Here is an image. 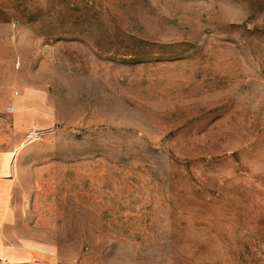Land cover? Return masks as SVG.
Masks as SVG:
<instances>
[{"label": "rangeland", "instance_id": "1", "mask_svg": "<svg viewBox=\"0 0 264 264\" xmlns=\"http://www.w3.org/2000/svg\"><path fill=\"white\" fill-rule=\"evenodd\" d=\"M0 84L50 264H264V0H0Z\"/></svg>", "mask_w": 264, "mask_h": 264}, {"label": "crops", "instance_id": "2", "mask_svg": "<svg viewBox=\"0 0 264 264\" xmlns=\"http://www.w3.org/2000/svg\"><path fill=\"white\" fill-rule=\"evenodd\" d=\"M1 88L0 84V93ZM2 104L0 101V106ZM21 114L22 109L17 108L13 121L15 132L20 140L23 131ZM16 145L13 147L0 146V264H50L54 260L53 240L44 241L35 235L31 238L23 236L25 231H37L38 229H34V226L24 229L21 222L22 216L18 209L16 196L19 184L16 177V171L19 169Z\"/></svg>", "mask_w": 264, "mask_h": 264}, {"label": "built area", "instance_id": "3", "mask_svg": "<svg viewBox=\"0 0 264 264\" xmlns=\"http://www.w3.org/2000/svg\"><path fill=\"white\" fill-rule=\"evenodd\" d=\"M28 264V263H27Z\"/></svg>", "mask_w": 264, "mask_h": 264}]
</instances>
